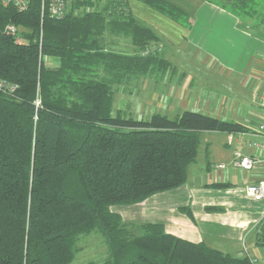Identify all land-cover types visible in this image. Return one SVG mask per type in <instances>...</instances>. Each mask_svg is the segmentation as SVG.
<instances>
[{"label": "trees", "instance_id": "obj_1", "mask_svg": "<svg viewBox=\"0 0 264 264\" xmlns=\"http://www.w3.org/2000/svg\"><path fill=\"white\" fill-rule=\"evenodd\" d=\"M128 1L75 0L61 20L43 17V0L24 12L0 5V81L15 87L0 90V264H73L79 239L94 231L108 246L103 264H251L161 224L129 225L111 209L185 185L203 133L246 131L194 111L113 115L114 86L170 65L162 51L152 52L162 40L134 18ZM139 1L191 25L164 0ZM233 2L224 8L264 23L261 0ZM9 26L22 44L5 35ZM107 32L129 38L136 52L107 51ZM259 226L264 248V220Z\"/></svg>", "mask_w": 264, "mask_h": 264}, {"label": "crops", "instance_id": "obj_2", "mask_svg": "<svg viewBox=\"0 0 264 264\" xmlns=\"http://www.w3.org/2000/svg\"><path fill=\"white\" fill-rule=\"evenodd\" d=\"M164 1L190 16L191 25L175 22L139 0L128 1L134 18L162 40L163 58L170 63L163 72V81L156 80L157 74L134 78L121 85L115 96H128V110L133 109L137 100L143 112L138 114V120L155 114L175 118L199 109L201 114L239 124L246 131L211 132L222 136V148L209 144L201 156L202 162L199 151L185 185L156 194L140 205L127 206L124 214H118L127 224H161L166 233L188 242L204 243L221 253L264 264V248L257 239L264 220V201H254L245 189L264 180V164L251 172L234 169L232 165L239 151L245 156L253 155L248 148L250 142L264 143L257 132V125L264 121V23L239 17L224 8L235 0ZM261 1L264 7V0ZM131 42L123 35L107 32L102 45L107 51L131 56L136 52ZM192 64L199 65L208 77L212 72L214 78L228 81V85L222 84L226 95L207 92L202 97V82L198 83L200 86L194 82L197 66ZM234 80L237 87L231 83ZM255 92L256 97H252ZM219 165L225 168L218 169ZM186 210L191 211L192 217Z\"/></svg>", "mask_w": 264, "mask_h": 264}, {"label": "rangeland", "instance_id": "obj_3", "mask_svg": "<svg viewBox=\"0 0 264 264\" xmlns=\"http://www.w3.org/2000/svg\"><path fill=\"white\" fill-rule=\"evenodd\" d=\"M89 1H93V2L99 1L101 4H106L107 3L106 1H108V0H89ZM19 30L21 32L23 31L22 29H19ZM157 49H159L158 51H162L161 47H158ZM175 64L177 66H181V64H178V63H175ZM197 64L202 65L199 62H197ZM199 65H195V64L193 65V66H197V68L194 70L199 71L198 73L196 71L195 74H193V75L195 77L194 82L197 83L198 86H200L198 83L202 82V89H201V91L203 93L202 97H205V94L207 92H218V93H220L219 95H226V91L224 90L222 84L228 85V81H224L225 79L220 78V77L218 79L214 78V74L212 72H210L211 77H208L209 75L206 73V71H204L201 68H198ZM181 67H183V66H181ZM204 73H205V75H204ZM156 74H157L156 80H158L159 82H162L163 81L162 76L164 75V73L161 71H158V72H156ZM198 74H200V76H198ZM235 81L236 80L231 81V83H233ZM233 84L235 87H237L235 83H233ZM119 87H122V86H118V85L114 86L115 91ZM197 88H200V87H197ZM121 91H122V89H121ZM222 93H225V94H222ZM247 94H248V92L245 90V96H247ZM256 95H257V92H255V95L254 96L252 95V97H256ZM127 97H128L127 95H124V96L119 95L118 96L116 94L115 104L113 106L114 107L113 108V115L116 116L117 114H119L121 112L128 118L138 119L137 116L143 114V112L141 109L139 110V106H137V103H136L137 100H134L133 109L128 110L131 107V105H128L130 102H128V104L125 103L127 101L126 100ZM252 97H251V100H253ZM251 100H250V102L252 105ZM125 104H126V106H124ZM197 112L202 113L199 109H197ZM220 136L221 135H219V134L214 135L211 132L210 133L207 132V133L202 134L201 140H200L201 145L199 148L200 162H202L201 156L202 155L204 156L205 148L209 144L210 145L216 144L218 147L222 148V146H219L221 143L220 139L222 137V136L221 137ZM209 149H210V147H209ZM126 208L127 207H125V206L117 205V206H112L111 209L114 213H121V215H122V214H124V211L126 210ZM129 225H136V224L132 223ZM106 244L107 243L105 241L104 236L101 233H99L98 231H94L89 235L82 236L76 245L78 248V253L76 255V258H74L75 260H74L73 264H103L104 261L108 258L107 256H109V250H108V246Z\"/></svg>", "mask_w": 264, "mask_h": 264}, {"label": "built area", "instance_id": "obj_4", "mask_svg": "<svg viewBox=\"0 0 264 264\" xmlns=\"http://www.w3.org/2000/svg\"><path fill=\"white\" fill-rule=\"evenodd\" d=\"M75 0H43L42 3V15H48L51 18L58 20L64 19L71 10L72 3ZM31 0H0L2 7H14L15 10L20 12L26 11L29 8ZM6 36H12L15 38L17 44H22L23 39L19 35V31L14 26H9L6 29ZM155 48L152 52L158 51ZM160 52V51H158ZM0 90L9 92L15 90L14 86H9L8 83L0 81ZM257 132L264 138V121L259 122ZM248 148L253 152L252 156H245L242 152L236 153L233 161V168L237 170H243L251 172L256 166L264 164V143L262 142H250ZM218 169H224V165L217 166ZM247 195L256 202L264 201V180L259 181L256 184H251L245 188ZM257 260H252L251 264H256Z\"/></svg>", "mask_w": 264, "mask_h": 264}]
</instances>
